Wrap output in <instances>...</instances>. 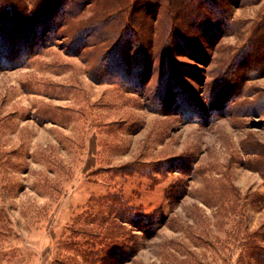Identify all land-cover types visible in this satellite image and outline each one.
Listing matches in <instances>:
<instances>
[{
	"label": "rangeland",
	"instance_id": "rangeland-1",
	"mask_svg": "<svg viewBox=\"0 0 264 264\" xmlns=\"http://www.w3.org/2000/svg\"><path fill=\"white\" fill-rule=\"evenodd\" d=\"M63 1L21 0L48 42L0 58V264H261L264 0ZM121 31L140 89L101 62Z\"/></svg>",
	"mask_w": 264,
	"mask_h": 264
},
{
	"label": "trees",
	"instance_id": "trees-1",
	"mask_svg": "<svg viewBox=\"0 0 264 264\" xmlns=\"http://www.w3.org/2000/svg\"><path fill=\"white\" fill-rule=\"evenodd\" d=\"M51 1L53 2V0ZM65 1L66 0L63 1V6L67 5ZM56 2H58V0H55V4ZM42 4L43 2H40L38 6H35L36 9L27 11L26 6L21 5V0H0V58L4 57L6 52L16 46L22 48L28 46L32 51L35 42L34 39L36 38V40L42 38L43 41L48 42V39L45 38L47 35L46 33L50 30V22L56 17L52 18L51 12H48V14H50L49 19H47L48 17L46 15H42ZM75 6L76 5L72 7L74 12L78 10ZM44 18L47 20L45 21ZM127 34L131 33L127 32ZM124 35H126L124 31L118 32L115 35V38L110 41L113 42V44L108 45L109 49L105 50L106 53L105 56L102 57L101 62L106 59L107 63H105L104 68H111L113 71L110 72L111 75H119L123 80V84L126 83L125 85H127L131 83L136 89L138 86L140 89L147 85L146 83L151 77L150 72L153 70V63L150 61L148 48L143 45L134 47L131 41L125 44L122 43L120 39ZM181 35L179 33L174 35L172 32V38L179 36L181 43L186 44V41L189 39ZM158 58L157 78H160V80L158 81L157 93L160 97V92L163 96L168 94L165 91H169V85L179 88L183 87L179 85L175 79V73L170 66V48L167 44L160 47ZM134 63L135 66H133ZM132 69L135 70V73L132 72ZM180 96L182 98H180ZM175 97L176 100L180 98L179 100L181 101L182 107L191 104L189 103L191 96H188L185 92L176 93ZM253 256L257 258L258 262L264 264V249L256 248Z\"/></svg>",
	"mask_w": 264,
	"mask_h": 264
}]
</instances>
